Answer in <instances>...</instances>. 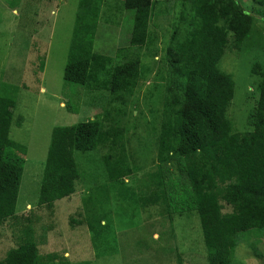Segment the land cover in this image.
<instances>
[{"label": "trees", "instance_id": "1", "mask_svg": "<svg viewBox=\"0 0 264 264\" xmlns=\"http://www.w3.org/2000/svg\"><path fill=\"white\" fill-rule=\"evenodd\" d=\"M190 1L189 19L185 13L179 16L187 27L184 33L181 24L174 27L167 49L157 172L143 187L151 189L147 198L151 205L165 204L170 217L195 211L200 217L208 264H232L239 234L257 229L264 246V66L255 62L252 67V74L259 76L260 82L257 105L247 119L250 130L237 132L229 116L236 84L221 70L220 62L229 48L242 50L256 30L255 17L238 0ZM152 2L124 0L133 17L129 44L135 50L148 42ZM253 2L264 8V0ZM103 3L81 0L64 80L90 94L99 92L98 100L106 94L108 106L93 119L53 129L38 204L51 215L57 200L76 191V181L81 178L76 152H102L107 181L95 190L108 193L109 186H117L120 197H138L127 180L142 166L132 162L125 120L140 83L142 61L138 52L130 56L125 49H118L121 60H116L95 50ZM38 14L21 11L19 30L29 31L30 37L37 33ZM11 86L4 84L0 93V227L8 225L16 245L0 264H44L48 260L64 264L58 254L43 257L39 253L35 226L41 218L34 209L28 215L17 213L27 149L11 138L17 105L9 91ZM21 121L19 118L18 123ZM126 191L131 196H126ZM85 203L86 214L94 215L101 201L91 196ZM77 216L80 219L71 217V223L86 224L93 241L109 228L99 216L83 219L81 212Z\"/></svg>", "mask_w": 264, "mask_h": 264}, {"label": "rangeland", "instance_id": "2", "mask_svg": "<svg viewBox=\"0 0 264 264\" xmlns=\"http://www.w3.org/2000/svg\"><path fill=\"white\" fill-rule=\"evenodd\" d=\"M238 1L255 17L256 30L241 51L236 48L226 51L220 68L235 80L229 116L234 130L244 133L250 130L248 115L259 99L260 77L252 74V67L255 62L264 66V8L253 0ZM80 2L0 0V93L4 84L12 85L9 91L17 105L11 138L27 149L17 213L28 215L30 209H34V214L41 218L35 226L39 253L43 257L58 254L64 264H208L199 215L188 211L170 217L165 204L164 207L151 205L153 202L147 199L151 189L143 187L157 172L155 160L168 66L167 49L174 27L181 24V13L187 14V19L191 16L190 0H153L150 35L140 50L129 44L133 17L126 10L124 0H104L102 5L95 50L116 60H121L117 56L118 49H125L130 56L138 52L142 61L140 83L125 120L132 162L142 166L136 176L127 180L138 193L137 200L120 197L117 186L116 189L109 186L108 193L95 190L107 181L102 152L95 150L75 153L81 178L76 181L75 193L55 202L53 215L38 205L53 129L93 119L108 106L106 94H103L104 99L98 100L99 92L90 94L82 86L64 80ZM21 11L39 13L35 18L37 33L31 37L28 30H19ZM186 25L185 22L179 26L182 33ZM91 196L101 201L94 208V215L85 212V199ZM126 196L131 195L126 191ZM79 212L83 219L103 218L108 230L93 241L86 224L71 223V217L76 221L80 219ZM238 238L232 264H264L261 232L257 229L243 232ZM15 245L8 225L0 227V259ZM44 264L57 263L48 260Z\"/></svg>", "mask_w": 264, "mask_h": 264}]
</instances>
